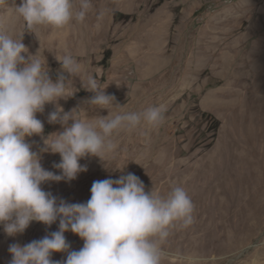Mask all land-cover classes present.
Returning <instances> with one entry per match:
<instances>
[{
  "label": "rangeland",
  "instance_id": "1",
  "mask_svg": "<svg viewBox=\"0 0 264 264\" xmlns=\"http://www.w3.org/2000/svg\"><path fill=\"white\" fill-rule=\"evenodd\" d=\"M20 2L0 3V31L22 39L26 58L46 61L53 81L64 55L81 68L66 82L70 97L36 114L43 133L26 137L45 170L61 174L60 155L43 151L44 138L63 130L48 122L57 105L88 122L166 109L158 127L142 120L115 131L112 152L80 159L86 171L70 181H46L42 190L57 203H86L93 182L128 173L162 198L182 187L194 205L193 222L168 226L161 264H264V0H90L82 22L31 29L15 11ZM73 2L78 10L79 0ZM89 75L115 98L113 105L88 102ZM58 230L59 217L51 225L32 221L14 236L0 224V264H10V245ZM64 236L68 251L82 248L78 235ZM67 254L51 259L63 262Z\"/></svg>",
  "mask_w": 264,
  "mask_h": 264
},
{
  "label": "clouds",
  "instance_id": "2",
  "mask_svg": "<svg viewBox=\"0 0 264 264\" xmlns=\"http://www.w3.org/2000/svg\"><path fill=\"white\" fill-rule=\"evenodd\" d=\"M90 7V0H79L78 10L73 0H21L15 11L27 29L35 25L61 28L73 19L82 22ZM27 51L21 38L14 40L0 31V224L7 235L14 236L32 221L51 225L59 217V230L24 246L10 245V264H161L166 255L161 242L169 235L168 226L174 221H182L185 227L193 222L194 205L182 187L162 198L146 192L140 178L128 173L115 180L93 182L86 203L69 204L63 200L57 203L41 185L75 179L87 170L80 159L101 158L116 148L109 139L115 131L132 130L142 120L158 127L166 109L149 107L88 122L57 105L48 122L60 123L63 130L44 138L43 149L60 155L55 167L61 174L56 175L42 167L26 137L43 133V122L36 114L42 113L46 104L70 97L66 82L81 68L71 55H64L58 60L62 73L53 81L46 61L42 64L39 59L26 58ZM85 87L94 94L90 104L101 108L114 104L115 98L106 94V87L101 88L93 76L87 77ZM66 231L84 241L80 250L68 251ZM54 252H67L66 260H52Z\"/></svg>",
  "mask_w": 264,
  "mask_h": 264
}]
</instances>
